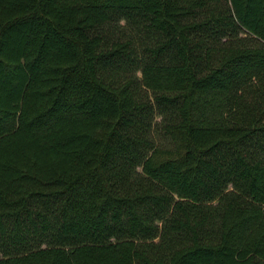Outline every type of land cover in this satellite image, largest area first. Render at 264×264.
<instances>
[{"label":"trees","instance_id":"1","mask_svg":"<svg viewBox=\"0 0 264 264\" xmlns=\"http://www.w3.org/2000/svg\"><path fill=\"white\" fill-rule=\"evenodd\" d=\"M0 264H264V0H0Z\"/></svg>","mask_w":264,"mask_h":264},{"label":"rangeland","instance_id":"2","mask_svg":"<svg viewBox=\"0 0 264 264\" xmlns=\"http://www.w3.org/2000/svg\"><path fill=\"white\" fill-rule=\"evenodd\" d=\"M155 134H156L157 140H160V142L163 144L167 143V140L166 139L163 140V138L161 137L159 133L156 132Z\"/></svg>","mask_w":264,"mask_h":264}]
</instances>
